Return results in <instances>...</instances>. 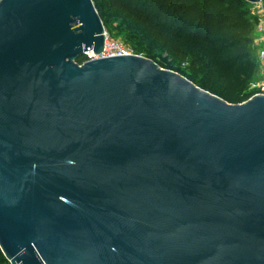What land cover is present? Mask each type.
<instances>
[{"label": "water", "instance_id": "95a60500", "mask_svg": "<svg viewBox=\"0 0 264 264\" xmlns=\"http://www.w3.org/2000/svg\"><path fill=\"white\" fill-rule=\"evenodd\" d=\"M105 33L92 0H0L6 259L264 264V94L232 104L140 55L79 64Z\"/></svg>", "mask_w": 264, "mask_h": 264}, {"label": "trees", "instance_id": "16d2710c", "mask_svg": "<svg viewBox=\"0 0 264 264\" xmlns=\"http://www.w3.org/2000/svg\"><path fill=\"white\" fill-rule=\"evenodd\" d=\"M92 1L109 35L123 34L136 54L145 52L156 62L153 51L168 52L173 44H184L189 52L196 48L188 68L182 70L162 61L158 65L232 104H242L256 94L249 86L259 69L254 44L258 18L251 15L252 4L248 1ZM160 40L168 46L156 45L155 41ZM178 59L185 60L186 56L180 54ZM85 60L83 55L77 62L83 64ZM0 264H11L1 248Z\"/></svg>", "mask_w": 264, "mask_h": 264}, {"label": "built area", "instance_id": "2783aa9c", "mask_svg": "<svg viewBox=\"0 0 264 264\" xmlns=\"http://www.w3.org/2000/svg\"><path fill=\"white\" fill-rule=\"evenodd\" d=\"M263 3H255L257 6V9H254L256 12L251 13L253 16L261 19L259 26H257L256 29V37H255V46L257 49V58L259 62V67L261 70V77L262 80L253 86V89L256 91L255 95H261L264 94V8ZM86 56V61L107 57V56H115V55H137L135 54L126 44H124L122 41L116 40L108 35V33H105V43H104V49L103 52L99 55L95 54L93 50H88L84 53ZM254 95V96H255Z\"/></svg>", "mask_w": 264, "mask_h": 264}, {"label": "rangeland", "instance_id": "374dc122", "mask_svg": "<svg viewBox=\"0 0 264 264\" xmlns=\"http://www.w3.org/2000/svg\"><path fill=\"white\" fill-rule=\"evenodd\" d=\"M262 6L264 8V3H263ZM254 9H257V6L255 4H252L251 5L252 12H256L257 13V10L254 11ZM251 15H252V13H251ZM260 21H261V19L258 18L257 19V22L255 24V28H254V31H255L254 32V34H255L254 35V44H255V37H256V29H257V26H259ZM108 35H109V33H108ZM114 39L119 40V41H122L124 44H126L136 54V51L134 50V47L132 46V44H130L129 42H127V40L124 38V35L123 34H119V35L115 36ZM155 44L158 45V46H160V44H162V45L164 44L165 46H168L167 43H165L164 41H161V40L160 41H155ZM194 50H196V48H193V50L191 52H189L188 49L186 48V46L184 44H177L176 43V44H173L172 48L169 47V49H167L168 52H164V51L163 52L153 51V53L155 55H157L156 56V62H157V64H158V62L162 61V62H164L166 64H169V66L177 67V68H180V69L183 70V69H186V68H188L190 66L191 59H192V55L194 54ZM180 54L185 55L186 56V59L185 60H181V59L176 60V56H178ZM137 55H140L142 57H145V58H149L150 59V57L145 52H141V53H139ZM188 56L190 57V59L188 58ZM256 59H257V57H256ZM162 68L163 69H167V70L174 71V70H172L170 68H164V67H162ZM174 72H176V71H174ZM260 72H261V70H260V67H259L258 73L256 75V80H254L250 84V86H249V90L250 91H255L253 89V86L255 84H258L262 80V77H261V73Z\"/></svg>", "mask_w": 264, "mask_h": 264}]
</instances>
